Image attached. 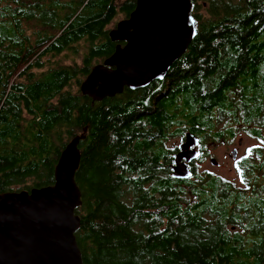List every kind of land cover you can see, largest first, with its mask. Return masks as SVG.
<instances>
[{
	"label": "trees",
	"instance_id": "obj_1",
	"mask_svg": "<svg viewBox=\"0 0 264 264\" xmlns=\"http://www.w3.org/2000/svg\"><path fill=\"white\" fill-rule=\"evenodd\" d=\"M136 1L0 0V193L54 185L83 135L84 264H264V146L238 160L243 187L174 179L183 143L167 147L187 134L203 150L244 133L264 145V0H192L198 35L166 79L92 106L81 84ZM59 56L70 63H48Z\"/></svg>",
	"mask_w": 264,
	"mask_h": 264
},
{
	"label": "water",
	"instance_id": "obj_2",
	"mask_svg": "<svg viewBox=\"0 0 264 264\" xmlns=\"http://www.w3.org/2000/svg\"><path fill=\"white\" fill-rule=\"evenodd\" d=\"M192 11V0H137L130 17L109 31L112 42L126 45L118 44L92 68L81 85L82 95L101 102L126 88L136 91L164 81L198 35ZM83 138L72 139L61 153L54 185L0 194V264H84L76 238L81 225L76 211L83 203L76 182ZM199 144L193 134L186 135L173 156L174 179L192 177L190 164L200 157Z\"/></svg>",
	"mask_w": 264,
	"mask_h": 264
},
{
	"label": "rangeland",
	"instance_id": "obj_3",
	"mask_svg": "<svg viewBox=\"0 0 264 264\" xmlns=\"http://www.w3.org/2000/svg\"><path fill=\"white\" fill-rule=\"evenodd\" d=\"M121 20H123V18L121 17L116 18L115 21L108 27V29L112 30L114 28L113 26H116L117 23L120 22ZM68 58H72V57L68 55ZM62 60H66V61H62ZM60 61H62L63 64L70 63V61L67 60V57H64V56L56 57L52 59L51 61H49L48 63H55V62L61 63ZM78 62L80 63V60H78ZM239 139L243 141V147L239 151V154L237 155L236 160H239L244 155V153L246 152V149L256 145L255 140L249 138L244 133V134L239 135V137L236 140V143L233 144L234 146H237V142ZM180 144H181V139L174 138V139H171L167 143V147L175 148L176 146ZM209 145H210L211 151L213 152V158L218 161L219 165L213 166L210 160H207L201 163L200 166L196 167L197 172L199 173L209 172L214 175L220 176L224 180L234 183L237 187L238 186L243 187L244 184L239 179V172L237 170L236 162H235L236 160L234 161L232 156H230V154L233 151L234 146L231 144L226 145L225 143L214 142V141H210Z\"/></svg>",
	"mask_w": 264,
	"mask_h": 264
},
{
	"label": "flooded vegetation",
	"instance_id": "obj_4",
	"mask_svg": "<svg viewBox=\"0 0 264 264\" xmlns=\"http://www.w3.org/2000/svg\"><path fill=\"white\" fill-rule=\"evenodd\" d=\"M193 2V1H192ZM193 6H194V4H193ZM192 15H193V11H192ZM193 17H194V15H193ZM195 18V17H194ZM196 20V19H195ZM197 22V21H196ZM117 44H121L122 46H125L126 45V43L125 42H122V43H117ZM155 84V83H154ZM154 84L152 83L149 87H147V88H145V89H140V90H136V91H134V92H137V95L136 96H142V93H141V91H143V90H147V91H145V93H144V96L145 95H150V94H148V92H150V90L152 89V88H154ZM84 96V95H83ZM143 96V97H144ZM84 97H87V98H90L89 96H84ZM91 99V98H90ZM148 99V98H147ZM91 101H92V106H94L96 103H98V102H94L92 99H91ZM102 102V101H101ZM129 102V101H128ZM239 136V135H238ZM247 136L249 137V138H251L248 134H247ZM238 138V137H237ZM251 139H253V140H255V142H256V145H254L253 147H250V148H248V149H246V152L244 153V155L242 156V157H244V156H246L247 155V153L248 152H250V150L251 149H259V148H263V143L262 144H260V142L257 140V139H254V138H251ZM236 140L237 139H235L234 141H230L228 138H222L221 140H220V143H225L226 145L228 144H231V145H233V144H235L236 143ZM184 138H183V140H181V144L182 143H184ZM209 141H214V140H212L211 138L208 140V142ZM208 142H207V145H206V148L203 150L202 148H201V140H200V144H199V147L197 148V150H198V152L200 153V157H199V159L196 161V162H193V163H191L190 164V170L193 172V170L194 169H196V167H198V166H200V164L201 163H203L204 161H207V160H211V159H214L213 158V152L211 151V149H210V145L208 144ZM215 142V141H214ZM234 146V145H233ZM242 147H243V141L241 140V139H239L238 140V142H237V146H234V148H233V151H232V153L230 154V156H232V158H233V160L235 161L236 159H234V153L236 154V156L239 154V151L242 149ZM264 149V148H263ZM175 153H177V152H175ZM174 153V154H175ZM241 157V158H242ZM202 160H204V161H202ZM236 162V167L238 168V166L240 165L239 163H238V160H236L235 161ZM219 165V164H218ZM243 166V165H242ZM82 206V205H81ZM81 206L78 208V209H80L81 208ZM78 209H77V211H78ZM76 211V214L77 215H79L80 217H81V223H82V215L81 214H79L78 212ZM80 227H81V225H80Z\"/></svg>",
	"mask_w": 264,
	"mask_h": 264
},
{
	"label": "bare ground",
	"instance_id": "obj_5",
	"mask_svg": "<svg viewBox=\"0 0 264 264\" xmlns=\"http://www.w3.org/2000/svg\"><path fill=\"white\" fill-rule=\"evenodd\" d=\"M83 83V82H82ZM82 85V84H81ZM81 90V89H80ZM81 93H82V91H81ZM1 194V193H0Z\"/></svg>",
	"mask_w": 264,
	"mask_h": 264
}]
</instances>
